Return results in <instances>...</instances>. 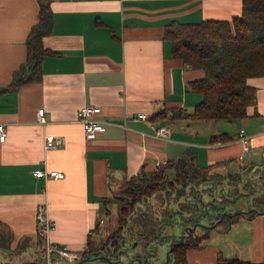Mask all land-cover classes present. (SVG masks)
<instances>
[{
  "label": "crops",
  "instance_id": "0c3cea01",
  "mask_svg": "<svg viewBox=\"0 0 264 264\" xmlns=\"http://www.w3.org/2000/svg\"><path fill=\"white\" fill-rule=\"evenodd\" d=\"M50 9L52 28L42 44L56 54L43 58L40 82L3 91L25 59L38 3L0 0V124L6 128L0 143V222L13 234L12 247L29 237L22 251L34 244L41 254L35 208L46 202L54 223L49 241L81 256L89 237L106 238L103 200L142 166L157 167L186 150L196 154L198 166L212 165L211 172L220 174L238 171L228 161H243L251 149L264 157V76L247 80L257 103L244 119L225 124L170 117L175 110L192 112L201 101L187 84L202 73L172 57L170 42L162 39L164 26L172 20H230L240 14L241 0H51ZM85 105L100 108L93 119L103 131L92 140L77 121ZM40 108L43 125L37 122ZM163 110V117L150 121ZM139 113L148 121L137 118ZM150 122L164 127L166 137L156 136ZM240 129L249 138L247 151L238 140ZM46 134L65 137V145L44 150ZM220 134L228 138L211 142ZM44 167L63 178L33 176ZM218 253L264 262V214L241 217L226 232L211 231L187 251V264H216Z\"/></svg>",
  "mask_w": 264,
  "mask_h": 264
},
{
  "label": "trees",
  "instance_id": "16d2710c",
  "mask_svg": "<svg viewBox=\"0 0 264 264\" xmlns=\"http://www.w3.org/2000/svg\"><path fill=\"white\" fill-rule=\"evenodd\" d=\"M36 1L37 20L25 39V59L12 72L3 91L39 83L43 58L56 54L42 44L52 28L51 0ZM162 39L170 42L171 55L182 67L202 73L187 84L190 91L202 96L201 101L188 114L173 111L171 119L233 121L249 116V108L255 109L256 89L247 80L264 76V0H241L240 14L230 20H172L164 26ZM165 111L154 114L150 121L160 119ZM227 138L226 134H220L210 140ZM211 168L212 165L198 166L196 154L190 150L159 167L142 166L123 183L117 195L104 198L105 213L115 215L116 226L104 240L94 242L89 237L87 251L81 257L103 250L109 258L117 260L120 249L133 247V257L142 259L144 264H155L152 259L159 245L177 242L168 253V264H187V251L198 247L211 231L226 232L241 217L264 214V157L259 164H248L224 174L211 172ZM251 196L252 205L246 211L233 214L226 210L239 198ZM110 205L115 212L108 209ZM175 225L180 227L177 237L170 233ZM194 225L202 230L190 231L181 241L187 232L185 228ZM12 241V232L0 222V251L12 250ZM29 241V237H23L13 249L19 253ZM216 264L264 262L226 258L218 253Z\"/></svg>",
  "mask_w": 264,
  "mask_h": 264
},
{
  "label": "built area",
  "instance_id": "2783aa9c",
  "mask_svg": "<svg viewBox=\"0 0 264 264\" xmlns=\"http://www.w3.org/2000/svg\"><path fill=\"white\" fill-rule=\"evenodd\" d=\"M100 112L99 107L82 106L77 111V121L81 124L83 134L86 140H92L96 134L103 131V126L100 121L93 119V116ZM37 122L41 125L45 124L44 110L42 108L37 110ZM136 117L148 121L145 114H136ZM150 128L155 132V135L164 138L167 130L162 126H157L154 123H149ZM6 137V128L4 124H0V143L4 142ZM238 140L243 145V151L248 150V136H246L243 129L238 132ZM65 137L61 135L46 134L44 136V150H54L65 145ZM163 162L162 164H165ZM157 165L159 167L160 165ZM33 176L37 178L47 179H61L63 173L56 170H46V168L36 169L32 172ZM47 203H40L35 208V235L42 245V261L44 264H52V259L56 258L64 263H73L80 260L81 256L69 250L66 245L53 243L49 241L48 234L53 229L54 223L49 219Z\"/></svg>",
  "mask_w": 264,
  "mask_h": 264
},
{
  "label": "rangeland",
  "instance_id": "374dc122",
  "mask_svg": "<svg viewBox=\"0 0 264 264\" xmlns=\"http://www.w3.org/2000/svg\"><path fill=\"white\" fill-rule=\"evenodd\" d=\"M217 122H225V124H228L226 120H218ZM262 158H261V150L259 149H251L249 152L245 153V158L243 161H235L230 163V168L231 169H235V168H240L243 164L248 165L249 161H252L254 164H259L261 162ZM239 165H241L239 167ZM123 184L121 185V188L116 191L114 193V196L117 195L119 193V191L122 189ZM113 196V197H114ZM252 197H241L239 198L235 204L233 205H229L226 207V210L231 211L233 214L235 213H239V212H244L246 211L248 208L251 207L252 205ZM108 209L111 210L112 212H115V207L113 205L108 206ZM102 218L107 221L106 225L107 226V230L105 233V237L108 235V233H110L113 228L116 226V221H115V215L114 214H110L107 215L106 213H104L102 215ZM202 221H206L203 219H201ZM203 224V223H201ZM205 225V224H204ZM207 226V225H205ZM202 229L200 227H198L196 229L197 232H200ZM170 233L174 236L177 237L180 234V227L179 225H175L171 230ZM96 238L97 240H104V238L99 237L98 233L96 234ZM98 242V241H97ZM172 242H170L169 244L164 242L163 244H160L158 249H157V254L156 257L153 258V263L155 264H163L166 261V253L169 250V247L171 245ZM136 244V243H135ZM13 247H11V249H13ZM136 249V248H135ZM38 247L35 246L34 244H31L27 249H25L24 251L15 254L14 256H8L6 255L3 251H0V263L4 262V261H11L12 263H23V262H27V261H31L33 259H35L38 255ZM128 253L132 254L134 253L133 248L130 249L128 248L126 251H124V254L122 255V261L119 260L116 264H122L123 261H127V257H128ZM60 260H58L56 263H59Z\"/></svg>",
  "mask_w": 264,
  "mask_h": 264
},
{
  "label": "flooded vegetation",
  "instance_id": "af4514ba",
  "mask_svg": "<svg viewBox=\"0 0 264 264\" xmlns=\"http://www.w3.org/2000/svg\"><path fill=\"white\" fill-rule=\"evenodd\" d=\"M134 245H135V243H134ZM130 249H132L133 247H129ZM128 249V248H127ZM127 249H120L119 250V252H118V259L117 260H113V259H111V258H109V256H108V254L106 253V251H103V250H96V251H93L92 253H95V252H99V254H98V256H96L95 257V259L94 260H92V256H91V254H89L88 256H86L85 258H83V257H81L80 258V260H84V259H89L90 261H88L86 264H113V262H115V261H119V260H121L122 261V259H121V257H122V255L124 254V251H126ZM6 255H8L9 257L10 256H14L15 254H17V252L14 250V249H12V250H8V251H5L4 252ZM20 253V252H19ZM38 258H41L42 257V252H41V254L40 255H38L37 256ZM36 257V258H37ZM105 257H107L111 262L110 263H108L107 261H105ZM40 260V262L42 263V264H44V262L42 261V259H39ZM80 260H78V261H80ZM77 262V261H76ZM141 263V264H144V262H143V260L142 259H140V258H137V257H133V254H130V253H128V257H127V261H123L122 262V264H138V263ZM61 263H64V262H61V261H59V263H55V264H61ZM169 263V257H168V261L166 262V263H163V264H168ZM0 264H18V263H12L10 260L9 261H4V262H1ZM19 264H21V263H19Z\"/></svg>",
  "mask_w": 264,
  "mask_h": 264
},
{
  "label": "water",
  "instance_id": "95a60500",
  "mask_svg": "<svg viewBox=\"0 0 264 264\" xmlns=\"http://www.w3.org/2000/svg\"><path fill=\"white\" fill-rule=\"evenodd\" d=\"M217 223H218V221H216V222L213 224V226H216ZM195 229H196V225L185 228V231H187V232H186L185 235L181 236V241H182L185 237H187V236L190 235V231H194ZM176 244H177V242H172V243H171V245H170V247H169V250H168V252L166 253V261H165V263L168 261V253H169V251L171 250V247H172L173 245H176ZM98 254H99V252L92 253V254H91V256L93 257L92 260H94L95 257L98 256ZM39 259H41V258H38V257H37V258H35V259L31 260V261L23 262V263H21V264H42V263L40 262ZM57 261H58V259H56V258L52 259V264H55ZM88 261H90V260H89V259H84V260H80V261L73 262V263H61V264H86ZM105 261H107L108 263L111 262L107 257H105ZM116 263H117V262H113V264H116ZM138 264H141V263L139 262Z\"/></svg>",
  "mask_w": 264,
  "mask_h": 264
}]
</instances>
